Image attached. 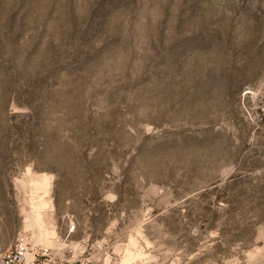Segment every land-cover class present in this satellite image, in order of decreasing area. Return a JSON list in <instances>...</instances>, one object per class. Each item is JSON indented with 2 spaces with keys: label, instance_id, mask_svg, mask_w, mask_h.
Instances as JSON below:
<instances>
[{
  "label": "rangeland",
  "instance_id": "374dc122",
  "mask_svg": "<svg viewBox=\"0 0 264 264\" xmlns=\"http://www.w3.org/2000/svg\"><path fill=\"white\" fill-rule=\"evenodd\" d=\"M23 240L264 264V0H0V247Z\"/></svg>",
  "mask_w": 264,
  "mask_h": 264
},
{
  "label": "built area",
  "instance_id": "2783aa9c",
  "mask_svg": "<svg viewBox=\"0 0 264 264\" xmlns=\"http://www.w3.org/2000/svg\"><path fill=\"white\" fill-rule=\"evenodd\" d=\"M73 231L74 226L70 232ZM78 262V259L68 258L65 252L56 248L37 246L25 240L9 247H0V264H78Z\"/></svg>",
  "mask_w": 264,
  "mask_h": 264
},
{
  "label": "bare ground",
  "instance_id": "6f19581e",
  "mask_svg": "<svg viewBox=\"0 0 264 264\" xmlns=\"http://www.w3.org/2000/svg\"><path fill=\"white\" fill-rule=\"evenodd\" d=\"M31 216H32V218L34 219V221H36V222H42V220H43V217H42V215H41V213H39V212H32L31 213ZM40 230L42 231V228H40ZM40 235H41V233H40ZM39 238V237H38ZM42 246H45V247H50V246H48V245H42Z\"/></svg>",
  "mask_w": 264,
  "mask_h": 264
}]
</instances>
